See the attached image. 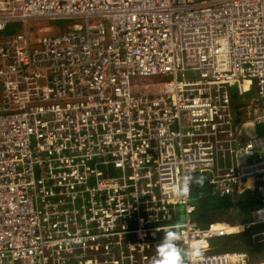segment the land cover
<instances>
[{
  "label": "built area",
  "instance_id": "built-area-1",
  "mask_svg": "<svg viewBox=\"0 0 264 264\" xmlns=\"http://www.w3.org/2000/svg\"><path fill=\"white\" fill-rule=\"evenodd\" d=\"M56 16L84 23L33 45L29 19ZM12 22L25 27L0 37V264H151L177 224L192 264L264 257L218 247L264 223V0H0V30ZM189 173L218 196L258 193L252 218L202 223L193 190L177 191Z\"/></svg>",
  "mask_w": 264,
  "mask_h": 264
},
{
  "label": "trees",
  "instance_id": "trees-1",
  "mask_svg": "<svg viewBox=\"0 0 264 264\" xmlns=\"http://www.w3.org/2000/svg\"><path fill=\"white\" fill-rule=\"evenodd\" d=\"M256 132L264 133V122L256 124ZM193 175L196 176V173ZM192 190L198 203L197 216L202 223H207L210 217L227 218L233 222L248 221L252 218L254 209L260 201L258 193L231 194L223 197L215 195L206 181L202 187L193 184ZM262 229H264V223L253 224L241 232L225 236L226 239L233 240L232 246L228 249H246L254 258L264 255V240L259 236L254 238L252 235ZM218 247L225 248L221 245ZM259 261H264V257H260L257 262Z\"/></svg>",
  "mask_w": 264,
  "mask_h": 264
},
{
  "label": "rangeland",
  "instance_id": "rangeland-1",
  "mask_svg": "<svg viewBox=\"0 0 264 264\" xmlns=\"http://www.w3.org/2000/svg\"><path fill=\"white\" fill-rule=\"evenodd\" d=\"M76 22L78 23H84V18L81 16H56V17H35L29 19L27 25L31 31L32 36V44H36L38 42V38L42 36L43 34L48 33H59L62 31L68 30L70 27H72ZM25 25L23 22H12L9 23L8 26L0 30V37H5L10 34H13L15 32L23 30ZM131 79L133 82H137L138 86H143L145 83L151 82L156 79H161L160 77H151V76H145L141 77L138 75L131 76ZM237 97V96H236ZM247 97L249 99L250 103H255L254 110L259 107V102L257 103V94L254 89L249 91L247 93ZM196 176H202L201 174L196 173ZM206 181V180H205ZM160 242V241H159ZM219 242H221L225 248L231 247V243L233 240L226 239V237H223L222 239H219ZM184 247V245H181ZM220 246V245H219ZM185 248V247H184ZM153 257L156 255V246L152 250ZM152 257V258H153Z\"/></svg>",
  "mask_w": 264,
  "mask_h": 264
},
{
  "label": "clouds",
  "instance_id": "clouds-1",
  "mask_svg": "<svg viewBox=\"0 0 264 264\" xmlns=\"http://www.w3.org/2000/svg\"><path fill=\"white\" fill-rule=\"evenodd\" d=\"M204 176H195L191 173L184 175L177 185L180 196L187 198L191 195L192 185L203 186ZM179 224L168 228L160 242L156 245V255L151 264H192V257L197 250L186 249L181 246L183 236Z\"/></svg>",
  "mask_w": 264,
  "mask_h": 264
},
{
  "label": "bare ground",
  "instance_id": "bare-ground-1",
  "mask_svg": "<svg viewBox=\"0 0 264 264\" xmlns=\"http://www.w3.org/2000/svg\"><path fill=\"white\" fill-rule=\"evenodd\" d=\"M256 264H264V261L256 262Z\"/></svg>",
  "mask_w": 264,
  "mask_h": 264
},
{
  "label": "crops",
  "instance_id": "crops-1",
  "mask_svg": "<svg viewBox=\"0 0 264 264\" xmlns=\"http://www.w3.org/2000/svg\"><path fill=\"white\" fill-rule=\"evenodd\" d=\"M218 245H222V243L221 242H219V244Z\"/></svg>",
  "mask_w": 264,
  "mask_h": 264
},
{
  "label": "flooded vegetation",
  "instance_id": "flooded-vegetation-1",
  "mask_svg": "<svg viewBox=\"0 0 264 264\" xmlns=\"http://www.w3.org/2000/svg\"><path fill=\"white\" fill-rule=\"evenodd\" d=\"M250 117H251V115H250ZM261 255H259L258 257H260Z\"/></svg>",
  "mask_w": 264,
  "mask_h": 264
}]
</instances>
